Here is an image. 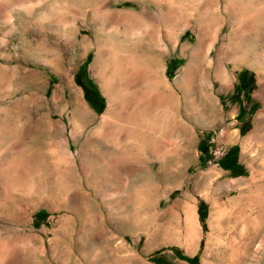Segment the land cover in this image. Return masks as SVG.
<instances>
[{
    "label": "rangeland",
    "instance_id": "obj_1",
    "mask_svg": "<svg viewBox=\"0 0 264 264\" xmlns=\"http://www.w3.org/2000/svg\"><path fill=\"white\" fill-rule=\"evenodd\" d=\"M153 67L101 129L106 88ZM202 142L226 153L202 163ZM176 250L264 264V0H0V264H188Z\"/></svg>",
    "mask_w": 264,
    "mask_h": 264
},
{
    "label": "bare ground",
    "instance_id": "obj_2",
    "mask_svg": "<svg viewBox=\"0 0 264 264\" xmlns=\"http://www.w3.org/2000/svg\"><path fill=\"white\" fill-rule=\"evenodd\" d=\"M122 62L121 60H118L117 66L120 67V70H122V72H131L130 69H128L129 63L127 62V60H124V63L122 64L123 67L121 66ZM116 66V67H117ZM151 73L149 75V77L147 78V80H129L128 76L130 75L129 73H127V76L123 77V81H116L115 82V87L110 86L106 88V92L110 98V104H109V108L105 114V116L103 117V121L100 125L101 129H105L107 130L108 128L111 129L112 126H108L109 123H113L114 125H116V123H118L120 121V118H123V122L124 119L127 117V111H126V107L123 104H119L118 99L116 98V95H120V97H123V102L125 103L127 100H133V101H140V84H142L144 81H149L152 82L154 80H157V78L155 79V68H151ZM116 69H114L113 71H115ZM141 74H144L143 71H140ZM134 76V74H133ZM116 94V95H115ZM83 119V118H82ZM117 121V122H116ZM110 125V124H109ZM121 128V127H120ZM116 127H113L112 130L116 131ZM122 129V128H121Z\"/></svg>",
    "mask_w": 264,
    "mask_h": 264
},
{
    "label": "trees",
    "instance_id": "obj_3",
    "mask_svg": "<svg viewBox=\"0 0 264 264\" xmlns=\"http://www.w3.org/2000/svg\"><path fill=\"white\" fill-rule=\"evenodd\" d=\"M89 60H90V55H88L84 61V63L82 64V66L80 67L79 71L77 72L76 76H75V79H76V82L79 86H81V82L79 81V78L81 77V74H84L86 76V67L89 63ZM167 75L168 77L171 79L172 78V71H167ZM90 83V82H89ZM242 91L245 92V88H241ZM85 98L88 102L91 101V98L89 97V95L85 94ZM94 104V103H93ZM248 130V126L244 127L241 131V134H244L246 131ZM198 150L200 152V158H199V161L202 162V163H207V161L209 160V153H208V145L206 144V142H202L199 144V147H198ZM233 151V150H232ZM230 151V152H232ZM230 160L232 159H227L226 161H224V163H228ZM235 159H233L232 161H234ZM237 172V173H236ZM234 174L236 176H239V175H244V173H240L238 172L237 170L234 172ZM198 216H199V222L201 224V226L203 227V229H205V220H206V209H205V206L202 204V205H199V208H198ZM176 256L180 259V260H183V261H186L188 264H198V258L197 256H194V257H186L184 255H182L178 250H176Z\"/></svg>",
    "mask_w": 264,
    "mask_h": 264
},
{
    "label": "built area",
    "instance_id": "obj_4",
    "mask_svg": "<svg viewBox=\"0 0 264 264\" xmlns=\"http://www.w3.org/2000/svg\"><path fill=\"white\" fill-rule=\"evenodd\" d=\"M209 160L207 161L209 164H216L226 153V150L221 147H210L208 149Z\"/></svg>",
    "mask_w": 264,
    "mask_h": 264
},
{
    "label": "crops",
    "instance_id": "obj_5",
    "mask_svg": "<svg viewBox=\"0 0 264 264\" xmlns=\"http://www.w3.org/2000/svg\"><path fill=\"white\" fill-rule=\"evenodd\" d=\"M230 112H231V116L234 117V115H236V113H237V110L236 109H230ZM162 125H163V121L161 119L156 121L153 125V131H155L157 133H162L163 128H164Z\"/></svg>",
    "mask_w": 264,
    "mask_h": 264
},
{
    "label": "flooded vegetation",
    "instance_id": "obj_6",
    "mask_svg": "<svg viewBox=\"0 0 264 264\" xmlns=\"http://www.w3.org/2000/svg\"><path fill=\"white\" fill-rule=\"evenodd\" d=\"M84 86H85V88H83L84 93L87 94V95H89V97L92 98V91H91V89L87 85H84ZM93 97H94V93H93Z\"/></svg>",
    "mask_w": 264,
    "mask_h": 264
}]
</instances>
